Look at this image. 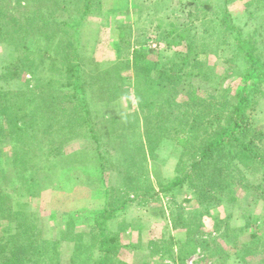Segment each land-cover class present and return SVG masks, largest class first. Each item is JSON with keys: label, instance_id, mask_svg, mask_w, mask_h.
Wrapping results in <instances>:
<instances>
[{"label": "rangeland", "instance_id": "1", "mask_svg": "<svg viewBox=\"0 0 264 264\" xmlns=\"http://www.w3.org/2000/svg\"><path fill=\"white\" fill-rule=\"evenodd\" d=\"M96 1L93 13L81 28L85 49L83 53L86 55L84 71L91 75L88 81L92 82L91 77L97 75L98 66L101 70L115 67L123 78V81H119L122 89H118L116 98L106 103L100 98L97 85H92L93 88L88 86V99L100 142L91 136L88 126L84 125L66 134L63 154L53 162L49 161L50 156L46 151L39 152L34 158L28 156L26 166L34 169L45 167L48 173L36 174L37 182L34 183L30 181L24 184L21 176L15 173V185L8 187L9 173L21 169L14 157L16 134L12 132L17 128L15 120L11 123L0 115V170H6L0 173V191L5 190L9 194L10 203H13L15 209L12 213H29L28 220L38 226L39 241L41 237L59 241L55 258L48 264H72L74 242L69 241L68 237L76 238L77 233L88 232L87 226L93 223L94 213L103 208L106 200L104 180L108 181L110 187L121 186L126 191L128 179L123 176H134L132 185L136 184L138 192L131 187L127 191L131 193L130 197L136 196V199L115 212L108 221L109 231L118 234L121 241V245L111 253L114 259L112 264H218L223 259L222 262L226 264H243L244 262H237V256H241V249L250 242V233L239 235L235 229L245 224L249 214L245 209L251 207L248 202L255 196V190L242 193L247 201L240 200L239 203L227 195L222 196L221 200L200 203L194 196L195 189L189 183L171 194L159 195L152 188L158 190L161 181L175 174L181 151L178 139H166L161 143L156 159L151 157L147 161L148 172L142 171L136 163L140 160L144 164L138 154L139 150L133 152L128 147L125 149L133 159L126 164L122 162L124 152L118 149L113 152L112 147H119L115 141L133 145L141 140L146 128L145 115L139 111L134 86L135 66L132 54L137 47L146 52L148 61L153 62L151 73L157 76L160 64L167 60L166 56L172 55L177 49L188 53L193 35L198 34L195 37L198 44L196 51H201L199 59L204 63L208 77L196 79L197 96L204 98L210 92L219 94L227 87L234 91L243 84L241 80L249 64L244 61V56H237L235 52L236 33L230 30L224 32L225 25L221 23L223 8L227 7L232 13L233 23L243 31L247 40L244 46L254 51L260 63L258 71L264 72V0H230L228 3L225 0ZM12 2L14 4L15 1ZM0 5L5 10L9 8L6 2L2 1ZM75 8L76 5H73L71 10ZM12 11L16 15V11ZM65 15L66 18L70 17L67 12ZM204 30L210 31L211 36L206 37L210 38L208 41L211 44L207 50L202 51L201 37ZM150 48L156 50L150 51ZM12 53L13 47L0 42V90L21 89L27 98L32 92L28 90L36 85V78L27 74L29 71L22 72L18 77H2L3 67L11 61ZM180 61L182 60L177 62ZM194 61L189 57V66L185 69L190 70ZM255 81L256 83L254 80L249 81L253 100L249 111L254 113L256 125L264 130V75ZM180 93L176 96L179 103L187 99L184 92ZM175 111L177 113L178 110ZM136 112L140 113L139 119L134 115L129 117L130 122L120 118ZM109 120H115L114 122L127 128L130 126L128 123L133 122L138 125V131L121 129L119 132L128 135L121 140H114L109 136L113 122ZM132 133L136 137H132ZM40 137L45 139L46 135L44 137L41 132L39 137L36 135L35 140H40ZM99 143L102 146L99 147ZM103 163L106 166L105 175ZM249 165L248 170L245 166L248 177L252 182H257L260 165L251 161ZM25 173L29 175L28 172ZM137 178H141L140 181ZM137 193L140 195L139 199ZM260 203L263 204V201ZM5 204L4 209L0 208V235L13 233L18 221L14 220L11 211L7 209L10 204ZM261 212L258 209L257 213ZM71 219L74 220V233L70 229L66 232ZM217 222L220 224V232ZM189 231L198 240L186 244L184 242L189 237ZM204 239L210 241V248L200 244ZM217 245L225 247V250L219 255H213L212 249ZM255 259L258 260L246 257L247 264H254Z\"/></svg>", "mask_w": 264, "mask_h": 264}, {"label": "trees", "instance_id": "2", "mask_svg": "<svg viewBox=\"0 0 264 264\" xmlns=\"http://www.w3.org/2000/svg\"><path fill=\"white\" fill-rule=\"evenodd\" d=\"M2 1L9 8L5 10L0 5V42L13 47L11 61L3 67L2 77L9 79L29 71L27 74L36 78V85L28 90L32 92L27 98L21 89L0 90V115L11 123L15 120L17 128H13L12 132L16 134L14 157L21 169L9 173L7 184L10 187L15 185V173L21 176L24 184L37 182L36 174L48 175L45 167L34 169L26 166V158H34L39 152L46 151L50 156L49 161L53 162L63 154L64 138L73 129L87 125L91 136L100 142L88 99V86L93 88L97 85L96 90L102 101L110 103L116 98L118 89H122L119 81H123V78L115 67L101 70L98 66L97 75L91 77V82L88 81L91 75L84 71L86 55L83 53L85 49L81 28L93 13L96 0H14V4L12 0H0V4ZM225 1L228 3L230 0ZM73 5H76L75 11L71 10ZM12 10L16 11V15ZM66 12L70 14L69 18L65 17ZM232 17L229 9L223 8L221 23L225 25L224 32L230 30L236 33L235 52L237 56H244V61L249 64L244 71L240 88L233 91L227 87L219 94L210 92L204 98L197 96L196 79L208 77V71L199 59L201 51H196L198 44L195 37L198 34L193 35L188 53L177 49L172 55L166 56L167 60L160 64L157 76L151 73L153 62L148 61L146 52L137 47L132 54L135 66L134 86L139 111L145 115L147 124L141 140L133 145L115 141L119 147H112V151L122 150L125 154L122 162L128 164L133 159L125 149L128 147L133 152L139 150L138 154L144 164L139 162L138 157L139 161L136 163L142 171L148 172L147 161L151 157L156 159L161 143L166 139H178L181 151L175 174L161 181L158 190L152 188L159 195L171 194L189 183L195 189L194 196L200 203L221 200L224 195L239 203L240 200L247 201L242 193L255 190V196L248 202L251 207L245 209L249 212L245 224L235 229L239 235L250 233V242L241 249L237 262L247 264L246 257H254L258 259H255L254 264H264V130L256 125L255 115L249 111L253 101L249 81L254 80L256 83L255 79L262 77L264 72L258 71L260 63L254 51L244 46L247 40L243 31L233 23ZM206 35H210V31H205L201 37L202 51L207 50L211 44ZM154 50L156 49L150 48V51ZM189 57L195 61L190 65V70H186ZM178 60L182 61L177 62ZM180 92L185 93V102L177 101L176 96ZM175 109L178 110L177 113ZM140 113H130L120 118L130 122L129 117L134 115L138 118ZM110 121L113 122L109 136L114 140H121L128 135L119 130L129 129L135 132L138 128L133 122L128 123L130 126L127 128L120 126L115 120ZM20 122H25V125ZM10 130L12 131L11 127ZM41 132L44 137L46 135L45 139L40 137V140H35L36 135L39 137ZM132 135L136 137L135 133ZM99 144V147L102 146ZM99 154L102 157V153ZM250 161L260 165L257 182H252L248 177ZM105 169L103 163L104 175ZM1 171L6 170H0V173ZM123 177L128 179L126 191L121 186L110 187L108 181L104 180L106 200L101 210L93 212L95 217L93 223L87 226L88 232L81 231L76 238L68 237L69 241L74 242L72 264L114 262L111 253L121 245V241L118 234L109 231V218L136 199V196L130 197L131 193L127 191L129 187L138 192L136 184L132 185L134 176ZM137 179L140 181L141 178ZM137 197L140 198L139 193ZM10 201L9 194L1 190L0 208L4 209L5 203L7 206L9 203L7 209L12 213L15 209ZM262 201L263 204L260 203ZM258 209L262 211L261 214L257 213ZM28 214L17 211L11 214L19 222L17 221L13 233L0 235V264H48L55 258L59 241L42 237L39 241L38 226L28 220ZM216 224L220 232V224ZM67 225L66 232L70 229L74 233V220L71 219ZM191 231L184 242L186 244L198 240V237L194 239ZM200 244L210 248V241L207 239L201 240ZM224 248L217 245L212 249V254L219 255L224 252ZM222 261L224 259L218 264H226Z\"/></svg>", "mask_w": 264, "mask_h": 264}]
</instances>
